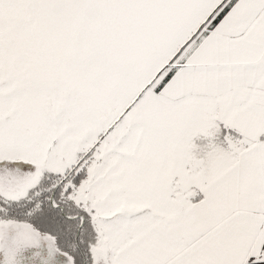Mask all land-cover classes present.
I'll return each instance as SVG.
<instances>
[{
  "label": "snow or ice",
  "instance_id": "6c2138e0",
  "mask_svg": "<svg viewBox=\"0 0 264 264\" xmlns=\"http://www.w3.org/2000/svg\"><path fill=\"white\" fill-rule=\"evenodd\" d=\"M0 264H264V0H0Z\"/></svg>",
  "mask_w": 264,
  "mask_h": 264
}]
</instances>
